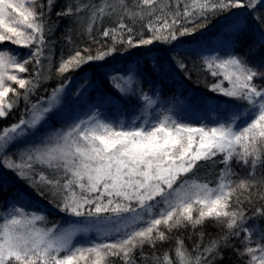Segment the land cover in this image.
I'll list each match as a JSON object with an SVG mask.
<instances>
[{"label":"snow or ice","instance_id":"obj_1","mask_svg":"<svg viewBox=\"0 0 264 264\" xmlns=\"http://www.w3.org/2000/svg\"><path fill=\"white\" fill-rule=\"evenodd\" d=\"M171 2L133 0L131 7L127 0H101L99 5L77 2L75 12L69 4L57 16L89 11V35L97 21L118 12L121 15L117 27L102 32L103 37L113 41L107 51L98 50L92 55L84 48L83 52L89 54L83 55L76 50L67 59L61 57L57 73L103 61L114 54L117 44H123L125 50L154 42L172 44L206 27L210 16L233 9L248 10L264 25V16L255 15L264 8V0H175L174 11L169 10ZM53 3L0 0V118H7L21 98L27 104L40 81L47 79L41 70L43 60L51 62L50 51L45 55V50L46 33L52 29L45 8L50 14ZM125 16L133 22L151 17L144 26L152 35L145 38L140 34L137 40L132 35L134 28L123 22ZM6 41L28 52L22 54L4 46ZM173 59L175 66L185 72L187 66L179 55ZM202 63L214 78L222 77L208 90L228 98L226 107L205 102L208 122L193 125L162 110L153 118L150 110L157 101L148 93L137 94L136 74L130 71L109 77L118 97L135 96L141 101L139 115L127 122L109 121L99 112H90L40 145L18 150V158L13 159L8 150L42 126L59 104L64 90L61 85L47 102L32 104L27 118L0 129V167L14 172L36 195L49 194V202L73 218L66 225L47 227L45 213L22 205L8 206L0 212V264H109L110 257L120 258L123 264H136V249L143 256L145 244L155 248L156 242L166 241L174 229L189 225L196 228L209 219L227 228L228 233L220 238L225 244L230 235L239 236L243 231L247 246L242 255H248L247 264H264V243L252 246L255 229L246 227L248 217L241 199L243 192L264 186V175L256 174L257 169L264 168V87L254 83L257 77L264 78V72L235 53L203 57ZM29 64H33V76L25 78L20 73H27ZM18 89H24L23 93ZM9 93L15 99H6ZM201 161L223 165L214 185L196 178ZM233 162L249 168L250 179H234L237 173ZM244 199L251 202L250 196ZM254 215L264 216V208H257ZM91 233H95V241L77 243L78 237ZM176 244L178 264H205L218 252L220 240L210 241L203 252L197 245L195 257L182 240ZM154 260L156 264H174L167 252L162 260Z\"/></svg>","mask_w":264,"mask_h":264},{"label":"trees","instance_id":"obj_2","mask_svg":"<svg viewBox=\"0 0 264 264\" xmlns=\"http://www.w3.org/2000/svg\"><path fill=\"white\" fill-rule=\"evenodd\" d=\"M47 3V0H41ZM77 2L81 4L92 3L99 5L101 0H54L51 13H47L48 27L52 29L46 33V42L48 48L45 55L51 54V62L43 60V75L47 79H42L37 89L30 94L29 102L26 104L23 98L20 99L17 107L9 112L7 118H0V129L17 123L21 117L27 118V109L32 104H39L48 100L54 89L64 85V92L61 103L69 109L75 111V104L79 108L80 104L83 110L105 111L115 119L121 118L130 120L133 116L139 115L141 101L135 96L131 98L118 97L111 86L109 77L111 75L123 76L126 73L134 72L137 79V94L145 92L153 95L157 100L166 102L164 108H171L180 116H197L199 119H208L209 112L205 102L209 105L220 104L226 107L224 102L228 99L223 96L212 93L208 90L209 86L216 83L222 77L214 78L208 71L204 70L202 58L207 56H227L231 53L246 58L251 66L257 67L264 72V25H261L253 18V15L245 9H233L228 13H220L216 16H210L207 26L198 29L192 36H184L172 44L154 42L151 46L129 48L125 50L123 44H117L114 54L108 56L103 61L91 62L84 64L79 70L67 71L64 74H58L57 68L60 65L61 57L67 59L80 50L83 55L89 53L83 52L84 48L90 49V54L95 55L98 50L107 51L113 41L111 37H103L102 32L107 28L117 27L118 19L121 13H116L111 17L105 16L102 21H97L91 32H87L89 24V11L85 10L71 16H57V12L63 11L71 4L75 12ZM167 3L168 0H161ZM129 7L133 5V0H127ZM183 9V5L180 6ZM39 10V9H38ZM171 11L175 10V0L171 2ZM237 13V15H233ZM257 16H264V8L255 13ZM151 17L144 20H133L124 17V23L132 26L134 32L132 35L138 40L140 34L145 38L152 34L144 26ZM200 23V21H197ZM231 25V27H229ZM246 25V27H245ZM188 27H192L191 24ZM93 40L96 43H93ZM4 46L14 49L17 52L26 54L28 49L19 48L4 42ZM179 57L185 62L187 69L181 72L176 66L174 57ZM161 66L163 70H161ZM27 73H20L25 78L33 76V64H29ZM90 81V86L83 95L80 96V89ZM11 83V82H9ZM254 83L258 87H264V78L257 77ZM13 88H18L12 84ZM224 86L228 87L227 82ZM23 93L24 89H18ZM8 100L15 99L12 93L6 97ZM184 104V108L183 105ZM229 104H239L238 101H229ZM154 110V109H153ZM153 112V111H152ZM34 132H30L18 143L8 150V154L13 159H17L16 152L25 147L38 146L49 136L57 132L66 130L61 119H46ZM48 124V126H45ZM73 123H70L72 125ZM64 125V126H63ZM60 126V127H59ZM62 126V127H61ZM53 127V128H52ZM220 157H216L218 161ZM39 168V166H37ZM223 165L220 163L212 164L211 162H199L196 178L201 181H209L215 184L217 175ZM233 171L237 173L234 177L236 180L250 179L249 168L242 165L232 164ZM46 175H51L49 170L43 169ZM257 177L264 175V168L257 169ZM191 175V174H189ZM19 194H24L19 197ZM251 198V202L245 197ZM264 186L252 188L250 192L245 191L241 195L244 200L242 207L248 217L250 225L258 227L260 233L252 236V246L255 247L257 242L264 243L261 240V233H264V216H256L257 208H264ZM19 197V198H18ZM50 195H36L35 191L28 187L25 181L20 180L14 172L0 167V212L12 204L21 206L26 209L42 212L47 215V227L53 224H66L72 217L62 213L53 203L49 202ZM59 201L57 200V203ZM228 233L227 228L214 220H206L202 226L193 228L192 226L180 227L168 233V239L164 242H156L155 248L147 244L143 247V256L138 248L134 252L136 264H156L154 257L163 258L167 252L171 256L174 264H178L176 258L177 240H182L187 251L195 257L197 255L196 246L199 245V251L209 245L212 240H220L218 252L208 257L205 264H247L249 260L245 252V234L240 232L239 236H229L226 244L220 238ZM201 234L203 239L201 240ZM144 257H147L145 259ZM109 264H123L118 257H110Z\"/></svg>","mask_w":264,"mask_h":264},{"label":"rangeland","instance_id":"obj_3","mask_svg":"<svg viewBox=\"0 0 264 264\" xmlns=\"http://www.w3.org/2000/svg\"><path fill=\"white\" fill-rule=\"evenodd\" d=\"M89 86H90V81L86 82L83 85V87H81V89H80V96L85 93V91L88 89ZM63 92L61 93V95L59 97V104L56 107H54L53 111L48 114V116H47L46 119H49L50 120L52 118H58V119H61V123L60 124H62L64 122L65 123L64 124L65 126L67 125V126L70 127L71 126L70 123H74V122H77L79 119H83V118L88 117L89 114H90V112H99L100 115H101V117H103V118H105V119H107L109 121L124 120L125 122H127L126 119H121L120 117L117 118V119H115L112 115L108 114L105 111H98V110L95 111L94 109H92V110H83L81 108L82 106L80 104H78L80 109H78L77 108V104H75V109L76 110L70 112L69 109H67L66 106H64L61 103V98H62ZM48 100L43 101V102H47ZM164 105H166V102L165 101L160 100V99L157 100V105L154 108V110L153 109L150 110V115L153 118H155V116L162 110L164 112H170L172 115H174L175 117L181 119L182 121L192 123L193 125H198L201 122H208V119H199L197 116H188V117L180 116L177 112H174L171 108H169V107H168V109L166 107L164 108ZM182 105H183V108H184V104H182ZM44 123L45 122H43V124ZM45 126H48V124H45ZM20 205H23V204H20ZM66 224H62V225H66ZM246 227H254V226L253 225H250L249 222L247 221ZM254 229H255V231L253 233V237H255L256 233H260V230H259L258 227H254ZM95 240H96L95 233H91V234H89L87 236L78 237L77 238V243H88L90 241H95Z\"/></svg>","mask_w":264,"mask_h":264}]
</instances>
